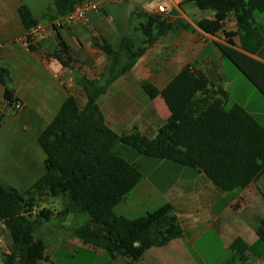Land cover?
I'll return each mask as SVG.
<instances>
[{"label": "trees", "instance_id": "obj_1", "mask_svg": "<svg viewBox=\"0 0 264 264\" xmlns=\"http://www.w3.org/2000/svg\"><path fill=\"white\" fill-rule=\"evenodd\" d=\"M80 1L56 0L58 16L73 12ZM185 1L201 11H214L211 19H203L197 26L213 36L223 34L225 43H216L223 57L264 96V62L254 57L264 46V0ZM18 14L28 32L29 49L34 50L30 32L39 21L26 5ZM172 22L149 15L138 27L144 37L140 45L134 37L126 36L117 49L106 38L96 37L95 45L109 58L99 79L86 77L70 47L57 36L58 48L52 57L82 72L79 84L87 102L80 108L76 97H67L38 137L45 154V173L32 187L21 193L0 182V221L5 225L9 250L3 255L4 264L50 261L47 243L36 234L54 213L49 208L35 209L39 207L37 200L61 195L69 201L65 214L89 217L74 230V236L85 245L104 249L112 260L122 257L136 262L150 248L182 238L184 230L170 204L136 219L115 213L143 178L139 166L122 154L124 146L139 155L203 173L227 193L241 192L264 176V127L245 108H227L228 93L203 73L191 71L193 65L183 68L162 90L143 82L148 96L160 95L171 112L155 138L142 136L136 128L119 135L105 122L99 98L172 29ZM232 22L234 29L227 30ZM9 78L8 69L0 67V84L7 86ZM255 231L258 239L252 245L240 237L233 241L231 249L238 261L246 262L251 256L264 259V217L258 220Z\"/></svg>", "mask_w": 264, "mask_h": 264}, {"label": "crops", "instance_id": "obj_2", "mask_svg": "<svg viewBox=\"0 0 264 264\" xmlns=\"http://www.w3.org/2000/svg\"><path fill=\"white\" fill-rule=\"evenodd\" d=\"M55 1L0 0V67L8 69L10 77L7 86L0 84V182L4 186L22 191L32 187L45 173V154L38 137L67 97H76L80 108L86 105L87 96L79 84L82 72L65 67L52 57L58 48L57 36L70 47L86 77L99 79L109 58L95 45L96 37L102 36L120 46L124 36L133 31L141 34L132 19L137 11L143 23L154 14L173 21L172 29L149 47L135 66L114 81L98 100L105 122L119 135L130 134L136 128L142 136L152 139L170 118L165 100L160 95L151 99L143 82L162 90L183 68L193 65L191 71L203 73L226 91L222 79L227 62L216 45L225 43L224 36L207 34L197 26L199 21L211 19L214 11H201L185 0H165L150 9L145 0H123L119 4L94 0L102 4L101 11L89 12L78 22L66 23L58 22L63 17H57ZM22 5L29 7L39 21L30 32L34 50L29 49L28 32L18 14ZM160 5L165 7V13L158 12ZM47 11L56 15L44 21L43 12ZM233 29L232 22L227 30ZM143 39L141 34L139 41ZM254 57L264 62V46ZM6 87L12 91L15 103L22 104L19 111H13L15 103L10 107L4 104ZM121 150L139 166L143 178L115 208V213L136 219L170 204L184 235L167 245L150 248L136 262L118 257L112 264H227L229 261L264 264V259L253 256L240 262L231 249L238 237L249 245L258 239L255 226L264 217V176L241 192L227 193L205 174L191 168L148 158L128 148ZM83 215H72V237L62 236L59 240L63 233L57 244L72 243L76 248L95 249L74 236V230L89 220L83 219ZM96 252L105 255L104 249ZM221 252L225 254L223 259ZM229 252L231 255L227 257Z\"/></svg>", "mask_w": 264, "mask_h": 264}, {"label": "rangeland", "instance_id": "obj_3", "mask_svg": "<svg viewBox=\"0 0 264 264\" xmlns=\"http://www.w3.org/2000/svg\"><path fill=\"white\" fill-rule=\"evenodd\" d=\"M164 1L165 0H145V5H148V9H150L154 5H158L159 2ZM189 6L193 5L189 3ZM52 11L43 12L45 13V18L43 19L44 21H46V18L48 17H52L53 19V16L56 15V12L54 15ZM209 12L212 11L210 10ZM86 15L84 18H86ZM57 17L54 19L58 20L60 18ZM102 17H104V15H102ZM132 19L133 24L138 31V27H140V25L143 23L141 22L143 20H141L138 11L133 14ZM60 20H58V22H60ZM95 35L98 36L97 34ZM127 36L134 37L136 40V45H140L141 42L139 39L141 34L138 35L133 31ZM114 47L118 49L119 44L114 42ZM226 62L227 66L224 70V76L222 79L225 89L229 95L226 107L231 108L234 105H239L245 108L252 115H254L256 120L264 127V96L253 85V83H251V81H249V79H247L231 62L228 60H226ZM13 111L16 112L15 108ZM124 148L130 149L126 146H124ZM16 189L21 193L26 191H22L21 188ZM37 202V207L43 205L44 208H49L54 213V216L51 218V220L42 225L36 234V236L41 237L48 245L47 253L49 254L50 261H45L43 264H112L113 260L111 257L106 252L104 253L105 255L99 256V254L96 252V248V250L92 249L91 251H88L82 249V246L80 248H76V246L72 243L67 245H60V243L57 244L59 236L63 233L65 234L61 235L59 240L63 239L62 236L65 238L72 237V230H70V227H73L74 225H71L70 221H74V219H72V215H67L63 212L65 206L69 202L67 197L61 195L56 198H45L41 202L37 200ZM82 217L83 219L89 218L88 215H83ZM219 254L223 259L225 256L224 252ZM227 255V257H230L231 252L227 253Z\"/></svg>", "mask_w": 264, "mask_h": 264}, {"label": "built area", "instance_id": "obj_4", "mask_svg": "<svg viewBox=\"0 0 264 264\" xmlns=\"http://www.w3.org/2000/svg\"><path fill=\"white\" fill-rule=\"evenodd\" d=\"M108 3L113 4H119L123 0H105ZM102 10V4L100 2H96L94 0H82L78 2L75 6V9L70 14L63 17L62 21L60 22H66V23H74L82 20L87 12H99ZM159 13H165L166 9L163 5H160L158 7ZM14 108L16 111H19L22 108V104L17 102L14 104ZM39 211L43 209L42 206H39L36 208ZM35 213V212H34ZM8 246L6 242V233H5V225L2 221H0V264H4L3 262V255L8 254Z\"/></svg>", "mask_w": 264, "mask_h": 264}, {"label": "water", "instance_id": "obj_5", "mask_svg": "<svg viewBox=\"0 0 264 264\" xmlns=\"http://www.w3.org/2000/svg\"><path fill=\"white\" fill-rule=\"evenodd\" d=\"M3 100H4V104H8V103H12L13 102V93L9 89V87L5 88Z\"/></svg>", "mask_w": 264, "mask_h": 264}]
</instances>
